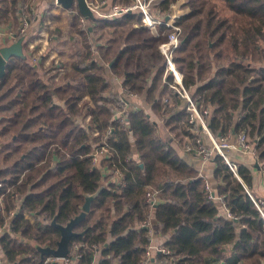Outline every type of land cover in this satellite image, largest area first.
<instances>
[{
    "label": "trees",
    "instance_id": "obj_1",
    "mask_svg": "<svg viewBox=\"0 0 264 264\" xmlns=\"http://www.w3.org/2000/svg\"><path fill=\"white\" fill-rule=\"evenodd\" d=\"M218 1L231 15L220 13ZM177 2L161 0L159 16L166 18L164 12ZM21 3L0 0V19L8 24L15 19L18 26ZM112 3L108 0L106 11ZM182 8L188 13L176 21L185 28L173 61L183 73L185 89L195 88L190 96L198 107H210L207 125L218 141L230 135L234 142L239 134H248L257 152L241 157L249 156L263 168L264 0H186ZM70 10L75 11L74 4ZM77 10L72 26L82 36L86 53L56 82L48 83L41 67L25 52L7 61L0 78V229H4L0 264H58L45 263L48 255L39 248L57 247L60 231L52 223H32L26 215L46 213L66 225L81 213L85 197L98 191L90 211L74 227L79 235L69 244V249L75 243L88 246L81 250L77 264H94L96 255L97 264H140L150 243L148 229L139 227L150 217L147 187L160 191L151 217L166 238L163 246L178 256L170 263L167 256L156 253L153 264L226 263L229 252L235 262L263 264L264 220L248 193H252V167L228 156L237 167L235 175L215 152L207 161L214 165L216 186L213 190L209 183V193L207 180L180 151L189 153L179 150L173 138L164 137L145 110L131 105L125 124L114 115L118 96L108 82L106 67L120 75L130 90L148 82L144 101L153 113L163 110L161 116L167 118L171 131L180 122L188 124L191 112L185 99L174 105L162 102L168 87L159 45L167 35L160 33L171 28L161 24L157 35L136 27L143 23L138 10L112 19L85 16L83 28L79 20L83 14ZM39 14L28 33L17 38L23 39L22 50L35 34ZM151 15L157 17L158 12L151 10ZM95 26L110 29V38L96 44ZM208 40L212 42L207 43L205 55L202 44ZM207 71L210 75L203 80ZM167 79L171 81L172 75ZM182 103L185 106L180 108ZM86 117L89 124L81 126L79 118ZM187 128L185 135L194 136ZM91 131H97V141L91 139ZM200 136L209 145L207 137ZM104 143L108 150L94 165L93 152ZM115 170L122 173L123 184H118ZM216 198H221L233 219L219 213ZM93 244L100 248L93 249Z\"/></svg>",
    "mask_w": 264,
    "mask_h": 264
},
{
    "label": "built area",
    "instance_id": "obj_2",
    "mask_svg": "<svg viewBox=\"0 0 264 264\" xmlns=\"http://www.w3.org/2000/svg\"><path fill=\"white\" fill-rule=\"evenodd\" d=\"M87 7L91 11L92 15L101 18V19H112L115 17H119L121 15L127 14L133 10H138L142 13V21L143 23L141 25H136V27H143L146 29H149L152 33H158V27L161 24H165L167 26H171L169 23H166L167 17L161 18L160 12H158L157 17H153L151 15V8L150 4L147 0H134L131 5L128 4H118V3H112L109 7V10H105V5L108 4V0H85ZM54 3L57 5H62L59 0H54ZM74 4V3H73ZM36 5H32V3H27L24 1L21 4V8L19 11V18H20V24L18 31L14 34L13 31L8 32L14 40L17 41V38L26 35L28 31L32 28V22L33 19L38 14V9L35 7ZM75 11L73 12L75 15L78 14V6L77 4H74ZM79 20L83 28H85L86 25V19L84 15H79ZM178 38L175 34V32L168 34V41L167 43L160 44L159 49L161 53L164 55L166 60V72L171 74L173 79L169 81L164 76V83L168 85L170 88L169 94H166L163 96V103L167 105H174L179 102L180 99H185L188 103V110L191 112L190 118L188 120V127L190 130V133H192L194 136L193 140L190 142H184L183 145V151L185 153L192 154L193 156L199 158L203 162H207L212 155L215 152H218L220 155L223 156L225 161L230 166L231 170L235 175H237V167L233 165L229 158L228 153L231 150H235L240 155H247L252 153L253 155H256V149L254 148V143L246 133H241L237 136V139L234 142H231L230 135L227 138H222L220 141H218L210 132L208 125H207V116L209 115L210 107L201 105V107H198L194 100L191 98L188 91L185 89L183 85L182 75L176 70L175 63L173 61V53L174 51L179 47ZM27 42V43H26ZM26 44L30 50H34L35 46L31 41L26 40ZM32 60L34 63L37 62L36 57H32ZM171 82H175L171 83ZM136 91L130 90L124 85L122 86V91L120 94H117V101L114 107V115L115 117L119 118L121 123H126V112L131 107V104L129 103L130 99L136 98ZM199 126L201 129V132L203 135H205L209 141V145L204 143V140L202 136L197 135L195 133V129ZM93 133L94 137L98 136L97 131H91ZM111 132V128H109L108 133ZM99 138V137H98ZM186 139V138H185ZM100 149V150H99ZM99 149H97L95 152H93V163L94 165L98 162V157L101 156L103 153H105L108 150L107 144L104 143L103 146H101ZM101 151V152H99ZM130 159V157H128ZM263 173V169H262ZM114 176L116 177L118 184L124 183V178L122 173L119 170L114 171ZM264 177V176H263ZM2 184L0 183V187ZM206 189L209 191V193L212 192L210 184L206 181ZM159 194L160 191L156 190L153 187H147L146 193H145V201H146V207L149 209L150 213L155 209L156 205L159 203ZM18 197V194H16V199ZM252 200L254 201L256 207L258 208L259 212L262 215V218L264 220V199H255L252 195H250ZM216 201H221V198H216ZM223 205V203H222ZM224 206V205H223ZM225 208V215L233 219V216L229 212V210L224 206ZM14 214V211L10 212V217H12ZM26 218H28L32 223H38V222H44L47 224H50L54 221V218H51L50 215L46 213L42 214H36V213H29L26 215ZM10 220H7L5 223V229L9 227ZM140 228H146L148 229V235L150 236V243L147 245L145 249V253L143 255V258L141 260L140 264H151L152 257L155 256L156 253L162 254L168 257V261L170 263L176 262L178 260V256L172 254L168 248L164 246H157L152 243L151 237H152V229H151V223L150 220H144L139 224ZM4 232V229H0V235H2ZM88 246L85 243H75L73 245V249H69V252L66 257H54L52 255H48L45 259V263H58V264H77L78 260L82 257V249H86ZM92 248L95 250H98L100 246L98 245H92ZM3 261L2 256L0 255V262Z\"/></svg>",
    "mask_w": 264,
    "mask_h": 264
},
{
    "label": "crops",
    "instance_id": "obj_3",
    "mask_svg": "<svg viewBox=\"0 0 264 264\" xmlns=\"http://www.w3.org/2000/svg\"><path fill=\"white\" fill-rule=\"evenodd\" d=\"M27 3H32V5H36V9H38L39 18L38 25L35 28V34L31 38V42L34 44V50H30L29 48L22 50V53L25 52V55L29 59L32 57L37 58V65L41 68L44 79L52 84L56 82L59 77L64 74L66 71L70 69L71 63L80 56L85 55V49L82 45V39L79 34L76 33V30L72 26L73 15H75L70 9L63 7V5H57L54 3V0H24ZM21 0V2H24ZM74 4L78 6V0H73ZM111 2H115L112 0ZM21 3V4H22ZM18 26L16 25L15 19H12L9 24L4 21V18L0 19V50L6 47H9L13 43L16 42L14 38L8 34V32L13 31L15 34L18 31L20 18L18 14ZM17 26V28H16ZM59 34V35H58ZM60 35L64 36V41L69 43L70 46L68 50L72 47L74 48L77 44H79L78 49L75 52L71 51L67 53V50L60 49V45L62 44V39ZM23 48V44H22ZM96 56H98L97 51L93 50ZM99 61V59H98ZM99 63L103 64L99 61ZM106 77L111 87L113 88V92L115 94H120L122 91V77L120 75H116L113 73L109 67H106ZM59 103V102H58ZM60 104V103H59ZM63 105V104H60ZM133 109H143L145 110L151 117V119L156 122L161 127L160 123L162 119L156 120L153 116V111L149 109L148 105L144 100L134 99L131 103ZM85 123L87 126L89 124V118H85ZM83 120V121H84ZM84 123V124H85ZM3 146V144L1 143ZM237 153V152H236ZM181 156L194 168H196L200 175L207 180L208 183H211L212 189L216 190L215 182L213 179V169L214 165L212 162H203L199 158L191 155L181 153ZM237 158V157H236ZM243 161L253 170V181H252V193L249 191L250 195L253 197H257L260 199H264V167H259L258 163H254L249 156L241 157ZM255 166V167H254ZM263 169V173H262ZM217 206L219 209V213L221 215H225V208L222 203L217 202ZM154 210L150 213V223L152 229V237L151 241L153 244L157 246H163L166 238L161 234L157 223L154 218H152V214ZM230 250H228L229 252ZM99 254V253H98ZM99 261V255H96V260L94 264H97ZM155 263V260L151 262V264ZM213 264H245L243 261H236L233 257V254L229 252V259L225 262H215ZM264 264V262H263Z\"/></svg>",
    "mask_w": 264,
    "mask_h": 264
},
{
    "label": "rangeland",
    "instance_id": "obj_4",
    "mask_svg": "<svg viewBox=\"0 0 264 264\" xmlns=\"http://www.w3.org/2000/svg\"><path fill=\"white\" fill-rule=\"evenodd\" d=\"M112 1V0H111ZM126 1H128V0H118V1H115L116 3H118V4H128V3H126ZM130 1V0H129ZM133 1L134 0H131V3H129L128 5H131L132 3H133ZM148 2H149V4H150V8H151V10L154 12H160V10L158 9V4H159V2H161V0H147ZM186 0H178V2L176 3V4H173L171 7H170V9L167 11V12H164V14H165V16L167 17V22L166 23H169L171 26H168V27H170L171 28V31H164L163 33H160V35L162 36V37H164V36H166L167 35V39L166 40H164L161 44H164V43H167V41H168V34L169 33H172V32H175V34H176V36H177V38H178V42H179V46L181 45V36H182V34H183V32H184V28H185V26H178V25H176V21H177V19L179 18V17H181V16H183V15H185V14H187L188 13V9H183L182 8V5H183V3L185 2ZM212 1H215V0H212ZM114 3V2H113ZM218 3H219V11H220V13L221 14H224V15H231L228 11H226V9H225V6L223 5V3L222 2H219L218 1ZM100 26H95L93 29H94V34H93V37H94V42L96 43V44H100V43H103V42H105L107 39H109L110 38V36H109V33H110V29H108V28H101ZM152 33V32H151ZM59 35V34H58ZM64 36L65 35H60V37H61V39H62V44L60 45V49H66L67 50V53L68 52H71V51H73V52H75V50H77L78 49V46H79V44H77L74 48L72 47V50H71V48L68 50V48H69V46H70V44L69 43H67V42H65L64 41ZM80 39H82V36H81V38H79V40ZM210 41V43L212 42L211 40H208L206 43L203 41V44H202V53L203 54H207V52H206V47H207V43ZM160 46V45H159ZM96 49V48H95ZM160 50V49H159ZM175 65V67H176V70L182 75V79H183V73L178 69V66L176 65V64H174ZM170 73V72H169ZM169 73H167L166 72V69H165V73H164V76L167 78L170 74ZM208 75H210L209 74V72L207 71L203 76H202V79L204 80V79H206V77L208 76ZM171 83H174L175 84V82H171ZM176 85V84H175ZM139 86H141L142 87V89H139L138 87ZM148 87H149V83L148 82H139L138 83V86L136 87V88H134L133 90H135L137 93H136V98H134V99H137V100H139V101H141V100H145V98H146V91H147V89H148ZM167 87H168V92H167V94H169L170 93V90L172 89V88H170L168 85H167ZM194 90H195V88L193 87V88H190V89H188L187 91H188V93L191 95L193 92H194ZM134 99H130V101H129V103L131 104L132 102H133V100ZM180 103V100H179V102L177 103V104H179ZM149 106L151 107V105L149 104ZM185 106V103H182L181 105H180V108H183ZM134 108V107H133ZM155 113V114H154ZM154 113H153V116H154V118L157 120H160V119H162L161 120V122H159L160 123V125H161V127H160V129H161V132H162V134H163V136L164 137H167V138H169V137H171V138H173L174 139V141H175V143L177 144V148L179 149V150H182L183 149V145H184V142H190V141H192L193 140V136L192 135H185V132L187 131V126H188V124H186V123H183V122H180V123H178V127L175 129V130H173V131H171L170 130V126H168L167 124H166V120H167V118H164L165 116H161V114L163 113V110H161V111H158V112H156V111H154ZM84 120V118H79V122H80V124H81V126H85L86 125V123H85V120ZM185 122V121H184ZM188 122V121H187ZM85 123V124H84ZM199 128V126H197V128L195 129V133L196 134H199V135H202L203 133L198 129ZM91 139H92V137L93 138H97V137H94L93 136V133L91 132ZM186 138V139H185ZM204 139L207 141V139H206V137H204ZM93 140V139H92ZM98 140V138L97 139H94L93 141H97ZM234 153V154H233ZM236 154V155H235ZM228 156H229V158L231 159V160H233L234 161V159H238V161H241L240 159H241V155L240 154H238V153H236L235 152V150H231L229 153H228ZM237 157V158H236ZM258 163V162H257ZM258 165H259V163H258ZM260 167V166H259ZM263 176H264V173H263ZM248 193H249V191H248ZM249 195H250V193H249Z\"/></svg>",
    "mask_w": 264,
    "mask_h": 264
},
{
    "label": "water",
    "instance_id": "obj_5",
    "mask_svg": "<svg viewBox=\"0 0 264 264\" xmlns=\"http://www.w3.org/2000/svg\"><path fill=\"white\" fill-rule=\"evenodd\" d=\"M59 2L63 5V7L67 9H70L74 3L73 0H59ZM78 7L84 16H87V17L92 16V13L87 7L85 0H78ZM22 43H23V39H20L16 41L15 43H13L12 45H10L9 47H6L0 50V78L5 73L7 61H9L13 56L22 55ZM245 188L247 189L246 186ZM98 194H99V191L95 193L94 195H87L85 197L86 198L85 204L81 208V213L75 218H73L68 224L61 225V224H58L55 220L52 222V225L60 231L61 239L58 242L57 247L55 248L40 247L39 251L42 253V255H52L58 258L67 256L69 252V244L71 242V239L79 235L77 232L74 231V227L80 221H82L84 217L86 216V214L90 211L91 204L96 199Z\"/></svg>",
    "mask_w": 264,
    "mask_h": 264
}]
</instances>
